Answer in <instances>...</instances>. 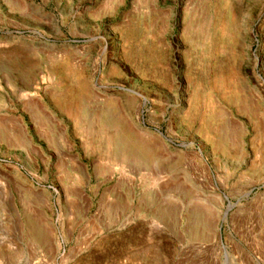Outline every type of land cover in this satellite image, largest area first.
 <instances>
[{
  "label": "rangeland",
  "instance_id": "obj_1",
  "mask_svg": "<svg viewBox=\"0 0 264 264\" xmlns=\"http://www.w3.org/2000/svg\"><path fill=\"white\" fill-rule=\"evenodd\" d=\"M0 264H264V0H0Z\"/></svg>",
  "mask_w": 264,
  "mask_h": 264
},
{
  "label": "water",
  "instance_id": "obj_2",
  "mask_svg": "<svg viewBox=\"0 0 264 264\" xmlns=\"http://www.w3.org/2000/svg\"><path fill=\"white\" fill-rule=\"evenodd\" d=\"M131 93V92H130Z\"/></svg>",
  "mask_w": 264,
  "mask_h": 264
}]
</instances>
